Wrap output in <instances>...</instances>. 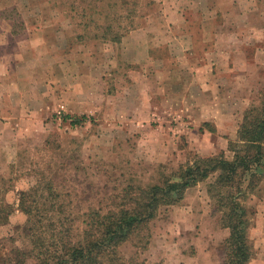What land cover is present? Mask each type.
Instances as JSON below:
<instances>
[{
    "label": "crops",
    "instance_id": "0c3cea01",
    "mask_svg": "<svg viewBox=\"0 0 264 264\" xmlns=\"http://www.w3.org/2000/svg\"><path fill=\"white\" fill-rule=\"evenodd\" d=\"M49 2L0 0V176L13 177L9 180L11 186H8L11 191L12 187L19 191L27 188L16 186L22 182V176L12 165L23 150V127L33 128L30 125L32 120L37 129L42 127L38 120L43 119L44 109L40 110L39 105H48L54 97V70H60L66 81L70 77L71 61L68 59L72 55L68 54L69 48L64 47L60 35L52 31V14L39 16L42 8L51 11L53 6ZM161 2L159 6L163 8V14L145 15L140 21L133 17L135 25L127 29L119 41L93 37L120 45L119 58L126 63L125 75L130 78L115 83L110 95L100 94V103L106 100L110 106L128 110L132 115L127 118L131 130H138L139 125L134 120H147L144 128H148L152 120L171 118L173 113L186 116L197 123L195 127L203 134L221 138L225 142L222 148L228 149L227 135L230 132L221 125L222 121L241 120L244 108L255 97L254 92L264 91V11L260 9V1ZM74 50L78 90L75 93V88L71 90L69 85H63L61 90L63 94L76 95L78 101L62 106L64 110L84 111L89 104L87 99L91 98L89 91L86 92L90 77L86 72L99 73L93 87L95 89L100 84L101 89L105 84L102 71L106 68L114 70L118 57L113 55L115 59H112L109 53L108 63L103 65L94 57L92 61L95 62L90 65L87 57L93 56L87 48L78 45ZM56 52L65 55L63 63H54ZM39 73H45V81L39 80ZM43 85L44 92L41 91ZM204 122L212 127L203 128L201 124ZM166 126L160 133L162 144H158V148L162 147L164 151L169 145H164L163 138H171ZM32 134L36 133L33 131ZM150 145L149 141L147 146ZM262 180L261 188L264 187ZM200 182L187 187L178 202L169 204L180 215L195 216L196 222L198 217L204 216L195 206L202 200L200 195L210 198L206 186L201 192L191 193L195 191L193 188L200 189ZM246 203L255 210V219L248 229L253 245V256L248 264H264V191L249 194ZM218 229L223 233L218 240L221 244L229 228L222 225L216 231ZM155 235H151L145 251L150 252L155 245ZM146 262L150 264L153 260ZM213 264H221V261Z\"/></svg>",
    "mask_w": 264,
    "mask_h": 264
},
{
    "label": "rangeland",
    "instance_id": "374dc122",
    "mask_svg": "<svg viewBox=\"0 0 264 264\" xmlns=\"http://www.w3.org/2000/svg\"><path fill=\"white\" fill-rule=\"evenodd\" d=\"M259 1L263 12L264 0ZM51 3L53 6L51 11L42 8L39 16L45 17L46 13L52 14L54 21L52 31L60 35L65 43L64 47L69 48L68 54L72 55L68 59L71 61L68 71L70 77H67L66 81L60 70H54L53 85L56 87L54 97L48 105H39L40 110L44 109L43 119L38 120L42 127L39 126L37 129L33 120L30 123L33 128L30 129L26 125L23 127L24 136L21 143L23 150L19 153L20 158L12 164L16 166L15 172L17 174L20 172L22 176V182L17 184V187L19 185L28 187L43 176L51 178L58 189L69 193L72 201L71 211L82 213L92 207L106 209L128 182L155 179L156 167L159 163L175 168L187 158L217 154L221 150L227 157L231 156V151L222 148L225 142L221 138L210 133L203 134L195 127L197 123L186 116L173 113L171 118L152 120L150 128H144L147 120H134V123L139 125L138 130H131L128 128L130 122L127 118H131L132 115L128 114V110L124 107L110 106L106 100L100 103V97H102L100 94L110 95L116 87L115 83L126 82L130 78L125 75L126 63L119 58V44L93 38L83 40L77 38L78 33H82L84 22L97 16L102 18L104 14H112L116 10L123 11L125 7L124 12L127 8H133L130 16L132 18L136 16L134 19L140 21V18L145 15L163 14V8L159 6V3H162L161 0H153V2L149 0H50L49 4ZM123 5L125 6L121 8ZM92 25L89 26L90 29ZM78 45L84 46L91 52L90 56L93 57H87L90 65L95 62L92 61L94 57L96 62H102V65L108 63L109 53L112 54V59H115V56L118 60L114 70L108 71L106 68L102 71V81L105 84H102L101 89L100 84L95 89L93 87L97 83H94V80L99 73L86 72L90 76L86 83V92L89 91L88 96L91 98L87 99L89 104L84 111L64 110L63 104L68 105V102L78 101L76 95L63 94L61 90L63 85H69L71 90L75 88V93L78 90L76 87L77 59L75 58L76 50H74ZM63 58L65 55L54 53L55 64L63 63ZM44 74L39 73V80H46L43 77ZM44 89L43 85L41 91L44 92ZM92 90H95L94 95ZM80 91L84 90L80 89ZM257 92V90L254 92L253 97H256ZM64 113L85 114L86 118L77 124H71L69 120L62 119ZM239 123L240 120L235 118L222 121L221 125L226 126V130L230 132L227 135L228 140L236 137ZM201 125L203 128L212 127L211 124L202 123ZM165 126L173 139L163 138L166 141L164 145H169L164 151L162 147L158 148V144H162L160 133L165 130ZM33 131L36 134L33 135ZM149 141L151 145L148 147ZM174 146L176 148L173 150ZM41 170L43 175L39 173ZM12 178L0 176V204H10L9 207L3 208L5 210H0V214L7 215L6 222L0 224V246L2 244L8 246L10 236H14L16 243H19L21 226L25 221V214L18 207L19 190L12 187L11 191L9 190L11 187H8L11 186L9 180ZM211 179L212 176L208 178V180ZM262 181L263 185L264 180ZM205 186L206 181H201L200 189L193 188L195 191L191 193H197L199 190L201 192L202 187ZM263 191L264 187L260 192L257 188L255 194H261ZM200 197L202 200L195 206L204 213V216L198 217L197 222L195 216L180 215L171 205L161 206L152 222V234L157 235L154 238L155 245L150 252L141 250L140 256L146 260L152 259L153 262L150 264H213L221 261L218 240L223 233L219 231L221 229L216 231V228L222 226L219 213L213 209L210 198L206 195H200ZM254 219L255 210L253 221ZM121 250L128 256L136 250V247L130 243H124Z\"/></svg>",
    "mask_w": 264,
    "mask_h": 264
},
{
    "label": "trees",
    "instance_id": "16d2710c",
    "mask_svg": "<svg viewBox=\"0 0 264 264\" xmlns=\"http://www.w3.org/2000/svg\"><path fill=\"white\" fill-rule=\"evenodd\" d=\"M124 10L87 20L77 38L119 41L135 25L130 16L134 9ZM84 118L85 114L62 115L71 124ZM228 150L230 157L221 150L187 158L175 168L159 163L155 179L128 182L106 209L92 207L82 213L71 211L67 191L58 189L51 178L40 177L19 191L18 207L25 214L20 241L16 243L10 236L8 246H0V264H146L140 251L148 248L159 208L178 202L187 187L200 181H206L213 209L229 228L220 244L221 264H248L253 256L248 229L254 207L246 199L257 188L261 191L264 178L263 90L244 108L236 137L228 140ZM39 173L43 175L42 170ZM9 206L0 204V210ZM6 220L7 215L0 214V224ZM124 243L136 250L125 255L121 250Z\"/></svg>",
    "mask_w": 264,
    "mask_h": 264
}]
</instances>
